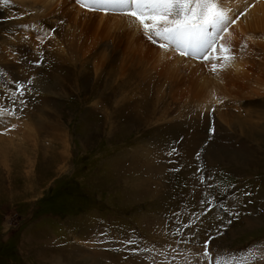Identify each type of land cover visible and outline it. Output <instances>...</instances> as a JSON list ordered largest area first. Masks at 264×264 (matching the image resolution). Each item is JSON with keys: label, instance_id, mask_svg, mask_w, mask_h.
Segmentation results:
<instances>
[{"label": "rangeland", "instance_id": "obj_1", "mask_svg": "<svg viewBox=\"0 0 264 264\" xmlns=\"http://www.w3.org/2000/svg\"><path fill=\"white\" fill-rule=\"evenodd\" d=\"M12 2L0 0V24L18 21L0 40L18 41L21 18H34L20 6L10 10ZM30 27L38 43L43 30ZM258 29L247 53L264 70ZM1 46L0 63L11 70L0 65V264H209V237L212 264L217 256L221 264H244L250 247L257 249L251 264H264V95L225 101L224 117L247 125L240 135L227 132L225 118L219 125L220 105L207 114L191 101L158 102L141 76L118 95L105 92L103 75L96 90L92 56L81 95L64 102L60 81L52 86L55 75L68 77L57 51L43 44L31 59L33 47L20 54ZM17 70V81H32L23 97L14 95ZM114 78L121 93L122 77L115 71ZM99 92L108 102L92 111ZM112 102L126 117L118 118L117 135L103 121ZM165 113L178 125L161 119Z\"/></svg>", "mask_w": 264, "mask_h": 264}, {"label": "bare ground", "instance_id": "obj_2", "mask_svg": "<svg viewBox=\"0 0 264 264\" xmlns=\"http://www.w3.org/2000/svg\"><path fill=\"white\" fill-rule=\"evenodd\" d=\"M12 1H14V3L12 2L14 5L10 10L20 6L24 11L25 9L32 11L34 18L32 20H29L28 17L21 18L20 25L23 27V35L17 34L18 41L13 40V37L9 38L8 41L6 39L0 40V45H3L1 47L12 46L11 49L17 50L20 54L28 52L33 47V53L30 54L31 59L36 58L44 50V48H41L43 44H47L46 51L47 49L51 53L54 50L57 51V55L64 59L61 66L64 71L67 69L68 77L63 78L62 76L61 80L59 74L55 75L56 82L52 86L54 87L58 80L60 81L61 96L64 102H72V97L77 99L81 95L79 87L84 85L86 73L85 69L82 68L91 56L95 60L93 66L94 82L92 85L96 90L103 75H106L105 84H102L105 92L118 95L128 89L131 84L130 81L135 80V76H141L142 81H148L153 88V95L158 102L172 99V107H176L181 102L189 101V103L192 102L197 107L202 108L207 114L212 108H217L220 105L221 107L216 109L219 125L221 120L224 122V114L226 113L223 107L225 101L234 104L246 95H264V70H260L258 68L260 63L253 62L252 57L247 53V50L253 49L251 44L257 35L255 28L264 27V0H231L228 7L241 11L247 7L248 10L236 24L229 28L226 34V39L230 41L234 51H237V58L229 66L218 69L216 72H213L210 66H206L207 62L188 59L175 53H165L159 49L158 45L147 40L142 31L135 25V22L127 16L88 11L77 5L74 0ZM40 10L43 11L39 12ZM228 14L231 16L232 13L229 12ZM60 21H64V23H60ZM17 22L13 19L8 20V23L2 21L0 33L2 31L6 32L7 26H13L14 24L17 26ZM30 25L38 32L43 30V42L34 43L35 36L31 34ZM52 25L58 26L55 35L49 37L48 34L45 36L47 27L51 26L50 28H52ZM27 26L29 27L27 28L28 31L24 30ZM59 28L61 29L60 32L58 31ZM47 40H51V43H48ZM54 41L56 44L52 47ZM261 49L264 51V44ZM76 64L79 67L78 69L74 66ZM110 64L112 67L111 72L108 71ZM0 65L8 71L11 70L10 65L6 64L5 66L1 63ZM113 66H117V68L114 69ZM23 67L26 68V72L30 70L28 69L29 66ZM115 71L122 77L121 88L124 89L121 93L116 91V83L119 81L114 78ZM12 74L15 81L20 78L16 77L20 76L19 70L16 73L13 71ZM35 74L38 75V73ZM46 94H48L47 91ZM103 95L104 92L94 95L92 100L100 101L93 103L92 111L97 105H104L108 102L105 100L107 98H102ZM51 99L49 97V100ZM85 99V102L88 101L87 97ZM104 107L106 109V106ZM110 108L112 109L108 110ZM228 110L230 111V109ZM104 113L105 118L103 121L104 124L108 125L107 133L111 132V134L117 135L122 128L117 123L118 118L126 119V117L119 113L114 102L111 103L110 107H107ZM52 114L56 115L54 112ZM171 116L165 113L161 119H170L168 121L173 123L176 118L172 120ZM259 117H264V113L260 114ZM225 122L227 123V132L238 129L240 135L245 134L247 125L244 122L239 123L233 120V117H226ZM176 125L162 129L170 130ZM29 131L31 132V130ZM64 144L66 146L67 141Z\"/></svg>", "mask_w": 264, "mask_h": 264}, {"label": "snow or ice", "instance_id": "obj_3", "mask_svg": "<svg viewBox=\"0 0 264 264\" xmlns=\"http://www.w3.org/2000/svg\"><path fill=\"white\" fill-rule=\"evenodd\" d=\"M4 2L7 3L8 0ZM75 3L88 11L127 16L135 22L147 40L158 44L159 49L165 53H175L188 59L207 62L206 66H210L213 72L229 66L237 58V51H234L230 41L226 39V34L248 10L247 7L242 11L228 7L231 0H75ZM229 12L232 13L231 16ZM56 31L55 28H49L45 36L54 35ZM43 39L37 36L38 43L43 42ZM13 84L14 95L23 97L26 84L31 85L32 81H13ZM15 103L16 101L12 99L13 107L10 111L13 114L16 111ZM20 103L26 106L23 99ZM229 214L239 215L238 212ZM211 239L214 237H209L203 244V256L207 258L209 264H212L213 260L208 250ZM126 243L131 244L132 241ZM133 251L139 253L140 249L137 247ZM256 251L255 248H249L244 264H251L256 259ZM232 258L235 259V254ZM215 264H221L219 256Z\"/></svg>", "mask_w": 264, "mask_h": 264}]
</instances>
